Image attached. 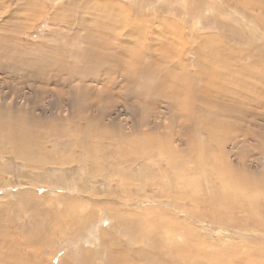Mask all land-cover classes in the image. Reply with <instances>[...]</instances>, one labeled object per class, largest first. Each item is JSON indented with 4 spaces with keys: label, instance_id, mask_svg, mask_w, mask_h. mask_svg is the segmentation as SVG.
<instances>
[{
    "label": "rangeland",
    "instance_id": "1",
    "mask_svg": "<svg viewBox=\"0 0 264 264\" xmlns=\"http://www.w3.org/2000/svg\"><path fill=\"white\" fill-rule=\"evenodd\" d=\"M262 59L264 0H0V264H264Z\"/></svg>",
    "mask_w": 264,
    "mask_h": 264
},
{
    "label": "bare ground",
    "instance_id": "2",
    "mask_svg": "<svg viewBox=\"0 0 264 264\" xmlns=\"http://www.w3.org/2000/svg\"><path fill=\"white\" fill-rule=\"evenodd\" d=\"M240 19V18H239ZM241 20V19H240ZM101 39V38H100ZM103 40V39H102ZM100 42V41H99ZM101 43V42H100ZM102 46V45H101ZM241 57V56H240ZM240 57H238V58H235V61L237 62V61H239V60H241L242 59V57L240 58ZM257 62H259V63H261V64H264V59H262V60H260V61H257ZM221 66V65H220ZM222 73H224V71L223 70H221L220 71V74H221V76H223L224 78L225 77H227L228 75H226L225 73L224 74H222ZM242 76V75H241ZM232 77V81L234 82L235 81V79L233 78V76H231ZM237 77V76H236ZM244 77V76H243ZM223 78V79H224ZM229 78V77H228ZM238 78V77H237ZM214 79L215 80H217V78L216 77H214ZM214 80V81H215ZM224 80H226V79H224ZM231 80V79H230ZM229 80V81H230ZM228 81V80H227ZM237 81V80H236ZM243 82V81H242ZM218 83V82H217ZM214 84V83H213ZM213 86V85H212ZM176 90H179L180 92H182V88H177L176 87ZM244 91L245 90H240L239 91V93L238 94H242V93H244ZM248 91V90H247ZM194 93H197V92H192L191 91V93H190V95L188 96V97H193V98H195L194 96H196L197 97V100H202V98H201V92L199 93V94H194ZM258 95H262V97H264V92H261V93H258ZM247 96H248V94H247ZM253 96H254V94H253ZM251 97V96H250ZM247 98V97H246ZM254 98V97H253ZM227 99V98H226ZM224 101V100H223ZM223 101H221V102H223ZM220 102V103H221ZM253 102H255V101H253ZM252 102V103H253ZM258 102V101H257ZM216 105H219V104H217V102H214ZM221 105V104H220ZM250 105V104H249ZM222 106H224V105H222ZM236 106V105H235ZM255 106V105H254ZM262 106V105H261ZM261 108V107H260ZM263 108V107H262ZM182 109H184L183 107H182ZM200 111V110H199ZM263 130V129H262ZM248 136H250L251 138H253V137H255V138H257L260 142H264V133L262 134V135H253V134H250V135H248ZM13 144H15V145H20L21 143H22V140H20L19 138H14V139H11L10 140ZM239 182V181H238ZM259 185H261V184H259ZM254 186H256V184H254ZM253 186V187H254ZM258 188V187H257ZM256 188V189H257ZM260 190V189H259ZM258 190V191H259ZM264 190V189H263ZM252 196H256L255 194H253ZM257 196H259L258 194H257ZM255 198V197H254ZM254 201V200H253ZM235 209V208H234ZM244 211H245V209H244ZM247 212V211H246ZM226 215V214H225Z\"/></svg>",
    "mask_w": 264,
    "mask_h": 264
}]
</instances>
